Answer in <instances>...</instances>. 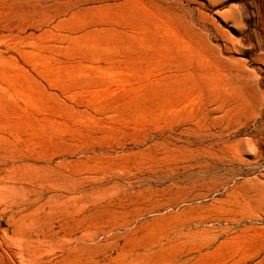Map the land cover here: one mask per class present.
<instances>
[{"label":"rangeland","instance_id":"obj_1","mask_svg":"<svg viewBox=\"0 0 264 264\" xmlns=\"http://www.w3.org/2000/svg\"><path fill=\"white\" fill-rule=\"evenodd\" d=\"M0 264H264V0H0Z\"/></svg>","mask_w":264,"mask_h":264}]
</instances>
